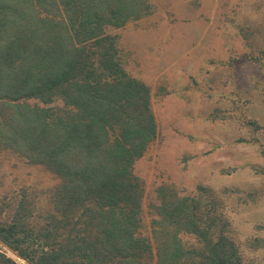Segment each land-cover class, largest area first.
I'll return each mask as SVG.
<instances>
[{"label":"trees","instance_id":"1","mask_svg":"<svg viewBox=\"0 0 264 264\" xmlns=\"http://www.w3.org/2000/svg\"><path fill=\"white\" fill-rule=\"evenodd\" d=\"M149 9L148 0H0V151L60 179L39 223L22 204L0 220V244L27 264H246L197 197L161 188L143 235L133 166L158 127L150 89L124 71L106 28ZM0 264L17 263L0 251Z\"/></svg>","mask_w":264,"mask_h":264},{"label":"rangeland","instance_id":"2","mask_svg":"<svg viewBox=\"0 0 264 264\" xmlns=\"http://www.w3.org/2000/svg\"><path fill=\"white\" fill-rule=\"evenodd\" d=\"M148 4L149 14L106 28L124 71L150 89L158 127L133 166L144 188L143 235L152 236L150 205L166 189L200 198L201 214L216 218L217 234L246 264H264V245L251 243L264 237V0ZM59 182L44 165L0 151V220L11 221L22 204L39 223ZM0 251L27 264L1 244Z\"/></svg>","mask_w":264,"mask_h":264}]
</instances>
